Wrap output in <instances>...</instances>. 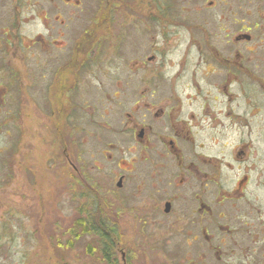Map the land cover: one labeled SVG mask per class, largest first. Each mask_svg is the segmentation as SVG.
Listing matches in <instances>:
<instances>
[{
  "label": "flooded vegetation",
  "instance_id": "obj_1",
  "mask_svg": "<svg viewBox=\"0 0 264 264\" xmlns=\"http://www.w3.org/2000/svg\"><path fill=\"white\" fill-rule=\"evenodd\" d=\"M31 120L82 184L80 160L107 148L114 202L92 181L78 219L110 210L120 241L146 215L167 264H264V0H0L6 179Z\"/></svg>",
  "mask_w": 264,
  "mask_h": 264
},
{
  "label": "rangeland",
  "instance_id": "obj_2",
  "mask_svg": "<svg viewBox=\"0 0 264 264\" xmlns=\"http://www.w3.org/2000/svg\"><path fill=\"white\" fill-rule=\"evenodd\" d=\"M131 13L142 16L145 10L140 12L135 10ZM89 16L92 14L80 15L76 19L75 27L86 28L90 25L92 20ZM245 19L247 20V16ZM178 29L180 35L184 36L178 45V49H181L180 46L187 42L188 36L184 35V30ZM169 58L174 60L178 57L174 54ZM36 123L31 120L28 131L24 132L25 135L21 138L23 142L20 150L23 154L18 159L24 155L23 158L27 162L19 169L18 179L11 180L10 177L6 179L7 174L12 171L9 165L11 152L8 150L3 155L0 153V157L6 161L5 166L8 165L6 168H1L0 165V264H107L103 254L97 249L98 244L89 242L91 236L86 232H79L77 227L79 209L83 210L84 205L86 206L89 201L87 198L94 199L87 192L91 190L92 181L96 182L98 189H102V193L105 194L104 200L114 202L115 196L110 186L111 163L105 153L107 148L103 153L93 157L95 160L87 154L82 162L80 160L81 168L86 170L83 172L86 180L82 184L75 179L73 170L69 169L67 162L66 176L63 173L64 168L60 169L62 157H59L55 129L41 130ZM117 124L113 123L112 126ZM98 133L100 139L92 142L100 145L111 137H118L117 132L113 131L108 138L107 129ZM105 138L108 139L104 141ZM11 141L12 138L7 134L0 133V148L9 149ZM65 141L67 143L68 139L65 138ZM81 147L83 150L88 149L83 145ZM92 160L96 165H102L104 170L97 167L91 170ZM29 166H32L31 170L28 169ZM145 217L146 215L144 219ZM144 219L142 214L138 213L137 216L129 213L127 218L122 219L123 231L118 233L121 240L119 241L118 237L115 239L112 235L113 258L117 260V264H167L162 258L165 251L162 249V242L153 243L150 235L155 229L150 228L147 231L143 225ZM107 224L112 225L109 222ZM161 234L156 233L155 236L159 237ZM76 237L81 239L78 240Z\"/></svg>",
  "mask_w": 264,
  "mask_h": 264
},
{
  "label": "trees",
  "instance_id": "obj_3",
  "mask_svg": "<svg viewBox=\"0 0 264 264\" xmlns=\"http://www.w3.org/2000/svg\"><path fill=\"white\" fill-rule=\"evenodd\" d=\"M87 218L85 220H81L79 218L77 220L78 224L77 227L79 229V232L81 233H88V236H93L94 234H97V239L95 241L96 244H98V251L103 254L107 264H117L116 259L113 258V242H112V234L107 229L109 227L107 226V222L103 225L99 221H96L93 214L87 213ZM105 227V228H104ZM77 229V228H76ZM81 233L79 234V237H81ZM76 239H81V238ZM105 242V243H104ZM104 244V245H103Z\"/></svg>",
  "mask_w": 264,
  "mask_h": 264
},
{
  "label": "bare ground",
  "instance_id": "obj_4",
  "mask_svg": "<svg viewBox=\"0 0 264 264\" xmlns=\"http://www.w3.org/2000/svg\"><path fill=\"white\" fill-rule=\"evenodd\" d=\"M88 208V207H87ZM86 208V209H87ZM80 211L82 210V209H79ZM119 213H122V210H121V212H119ZM88 217V216H87ZM86 217V218H87ZM85 218V219H86ZM96 221H99L100 223H102L103 225L106 223V222H109V223H111L112 225H113V228H115V226L117 227V225L119 226V224H120V221H117L116 220V214H114L113 212H111L110 210H105L104 208H101V209H99L98 210V217H97V219H96ZM105 228V227H104ZM109 232H111V234L114 236V238L115 239H117V235H116V233L113 231V230H110V229H107ZM96 239H97V234L95 235H93L91 238H90V240H89V242H91V241H93V242H95L96 241ZM97 242V241H96Z\"/></svg>",
  "mask_w": 264,
  "mask_h": 264
}]
</instances>
